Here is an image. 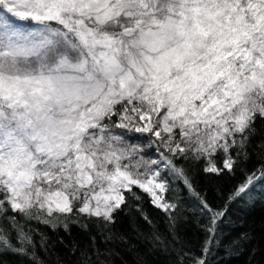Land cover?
Masks as SVG:
<instances>
[{"label": "snow or ice", "instance_id": "6c2138e0", "mask_svg": "<svg viewBox=\"0 0 264 264\" xmlns=\"http://www.w3.org/2000/svg\"><path fill=\"white\" fill-rule=\"evenodd\" d=\"M257 120L264 0H0V264H43L48 238L32 221L55 231L64 217L68 232L95 217L111 241L115 214L141 199L133 188L168 215L172 243L155 233L154 249L213 264L227 204L264 198V164L246 168ZM200 160L206 173H244L224 208L193 187L182 161ZM173 180L205 219L199 255L173 234Z\"/></svg>", "mask_w": 264, "mask_h": 264}, {"label": "trees", "instance_id": "16d2710c", "mask_svg": "<svg viewBox=\"0 0 264 264\" xmlns=\"http://www.w3.org/2000/svg\"><path fill=\"white\" fill-rule=\"evenodd\" d=\"M255 127L256 134L249 138L247 149L250 159L246 168L249 172L264 164V120H257ZM182 163L189 168L193 187L215 208H224L229 194L245 179L241 171L219 176L206 173L203 170L206 166L204 160L194 164L185 161ZM172 185L175 186V193L169 191L164 194V198H177L181 205L178 212L182 216L173 234L180 238L186 251L199 255L206 235L199 225L205 223V219L200 215L197 199L183 183L173 180ZM261 188L264 185H258L257 191ZM133 191L141 199L130 200L115 214V224L111 229L113 239L108 242L103 240L95 217H79L80 221L88 225L87 230L80 223H70L68 232L63 228L64 217L57 221L55 231L50 226L30 222L32 227L39 229L48 238L46 251L40 250L39 244L36 245L37 254L43 264H83L85 259L88 264H175V254L158 250V245L156 249L153 248L155 242L152 238L155 233L165 237L169 244L172 243V236L168 231V215L150 202L148 194L136 188ZM125 196L127 198L128 193ZM137 206L151 220V225L146 223L141 211H137ZM227 208L223 221L218 225L221 245L212 251L213 264H264V198L257 196L252 203L232 202L227 204ZM243 234H247V240L241 241L238 251H233L231 242ZM91 237H95V241ZM36 239L39 240V236ZM74 247L77 249L75 253ZM94 250L98 251L93 254ZM3 259L4 264H30L29 260L17 255H6Z\"/></svg>", "mask_w": 264, "mask_h": 264}, {"label": "rangeland", "instance_id": "374dc122", "mask_svg": "<svg viewBox=\"0 0 264 264\" xmlns=\"http://www.w3.org/2000/svg\"><path fill=\"white\" fill-rule=\"evenodd\" d=\"M27 30V29H26Z\"/></svg>", "mask_w": 264, "mask_h": 264}]
</instances>
